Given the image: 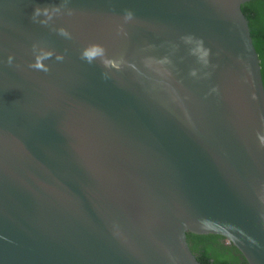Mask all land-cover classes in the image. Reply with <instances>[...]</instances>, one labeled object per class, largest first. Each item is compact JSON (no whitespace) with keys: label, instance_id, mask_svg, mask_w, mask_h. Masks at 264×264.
I'll list each match as a JSON object with an SVG mask.
<instances>
[{"label":"water","instance_id":"1","mask_svg":"<svg viewBox=\"0 0 264 264\" xmlns=\"http://www.w3.org/2000/svg\"><path fill=\"white\" fill-rule=\"evenodd\" d=\"M248 1L0 0V264H264Z\"/></svg>","mask_w":264,"mask_h":264},{"label":"trees","instance_id":"2","mask_svg":"<svg viewBox=\"0 0 264 264\" xmlns=\"http://www.w3.org/2000/svg\"><path fill=\"white\" fill-rule=\"evenodd\" d=\"M258 54L264 85V0H250L241 6ZM187 242L199 264H248L239 250L226 244L220 235L186 234Z\"/></svg>","mask_w":264,"mask_h":264},{"label":"clouds","instance_id":"3","mask_svg":"<svg viewBox=\"0 0 264 264\" xmlns=\"http://www.w3.org/2000/svg\"><path fill=\"white\" fill-rule=\"evenodd\" d=\"M42 14L45 15V16H47L48 15V9L47 8H45V9L37 8V9L34 10V15L35 16H40ZM12 59H13L12 57H9V63L10 64L12 63ZM33 66L36 67V68H44V66L41 63H39V62H37ZM44 70L47 71L46 68H44Z\"/></svg>","mask_w":264,"mask_h":264}]
</instances>
